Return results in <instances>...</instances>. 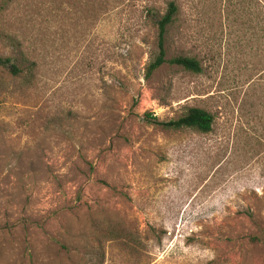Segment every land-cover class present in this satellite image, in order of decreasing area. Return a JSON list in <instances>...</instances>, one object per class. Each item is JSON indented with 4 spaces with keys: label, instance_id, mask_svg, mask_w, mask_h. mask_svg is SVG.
<instances>
[{
    "label": "rangeland",
    "instance_id": "obj_1",
    "mask_svg": "<svg viewBox=\"0 0 264 264\" xmlns=\"http://www.w3.org/2000/svg\"><path fill=\"white\" fill-rule=\"evenodd\" d=\"M0 58V264H264V0H0Z\"/></svg>",
    "mask_w": 264,
    "mask_h": 264
},
{
    "label": "trees",
    "instance_id": "obj_2",
    "mask_svg": "<svg viewBox=\"0 0 264 264\" xmlns=\"http://www.w3.org/2000/svg\"><path fill=\"white\" fill-rule=\"evenodd\" d=\"M176 13V8L172 3H168L165 13L155 23V55L152 60L146 65L144 76L148 78L155 70L163 64L178 67L182 71L199 74L200 67L196 60L193 58L175 57L165 61L164 59V37L166 28L171 24L173 17ZM0 68L5 69L11 76H16L19 73L17 67L12 63L9 58H0ZM147 124L156 126L166 131H181L190 130L199 134H207L210 131L212 124V117L199 109H188L182 116L169 120L166 122H158L150 115H144Z\"/></svg>",
    "mask_w": 264,
    "mask_h": 264
}]
</instances>
